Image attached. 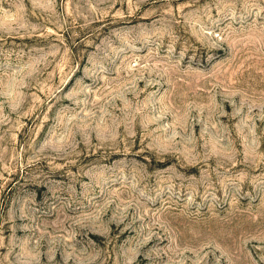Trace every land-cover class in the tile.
Returning a JSON list of instances; mask_svg holds the SVG:
<instances>
[{
  "label": "rangeland",
  "instance_id": "1",
  "mask_svg": "<svg viewBox=\"0 0 264 264\" xmlns=\"http://www.w3.org/2000/svg\"><path fill=\"white\" fill-rule=\"evenodd\" d=\"M0 264H264V0H0Z\"/></svg>",
  "mask_w": 264,
  "mask_h": 264
}]
</instances>
